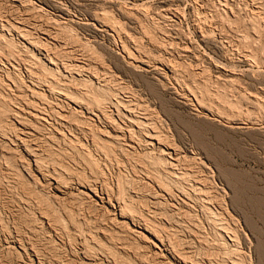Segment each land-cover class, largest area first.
<instances>
[{"label":"rangeland","instance_id":"1","mask_svg":"<svg viewBox=\"0 0 264 264\" xmlns=\"http://www.w3.org/2000/svg\"><path fill=\"white\" fill-rule=\"evenodd\" d=\"M263 17L264 0H0V264H264ZM8 23H34L27 39L42 48L5 30ZM18 106L42 112L45 125L19 120ZM127 115L147 116L150 126L131 127ZM155 131L166 144L148 145ZM17 135L35 141L43 172L71 183L65 202L55 200ZM157 160L170 163V173ZM78 181L128 204L138 226L154 228L166 248L131 235L132 223H112L119 210L92 204ZM41 208L55 215L54 230L40 223Z\"/></svg>","mask_w":264,"mask_h":264},{"label":"bare ground","instance_id":"2","mask_svg":"<svg viewBox=\"0 0 264 264\" xmlns=\"http://www.w3.org/2000/svg\"><path fill=\"white\" fill-rule=\"evenodd\" d=\"M17 1V0H16ZM18 2H20V1H18ZM23 4V3H22ZM24 5V4H23ZM258 12V11H257ZM147 13V12H146ZM108 18V17H107ZM264 18V17H263ZM30 20V19H29ZM28 20H26V22H27ZM31 21V20H30ZM23 22V21H22ZM52 22V21H51ZM17 23V22H16ZM31 23V22H30ZM263 23V22H262ZM19 24H20V22H19ZM22 24V23H21ZM34 24V23H33ZM33 24H32V26H33ZM23 25V24H22ZM20 26V25H14V24H10V23H8V26L10 27H8L7 29H5V28H3V29H5V30H7L8 31V29H11L10 31H14V32H16L23 40H25L34 50H36V51H39L40 50V48H42V47H40L39 45H38V43L34 40V39H27L28 37L27 36H29V38L31 37V32H29V28L30 27H32V26H27L26 24L25 25H23V26ZM58 25V24H57ZM106 26V25H105ZM35 27V26H34ZM37 28V27H36ZM111 28V27H110ZM27 33H28V35H27ZM43 34H45V35H49V37H50V32H49V30H47V29H44L43 30V32H42ZM125 33V32H124ZM54 35V33L52 34V36ZM31 38H33V37H31ZM51 38V37H50ZM52 38H54L55 39V37H52ZM57 38V37H56ZM47 39V38H46ZM53 39V40H54ZM58 39V38H57ZM123 39V38H122ZM0 40L2 41V39L0 38ZM56 40V39H55ZM0 41V42H1ZM58 41V40H57ZM64 41V40H63ZM3 43V42H2ZM49 43V42H48ZM79 43V42H78ZM1 44V43H0ZM4 44V43H3ZM2 44V45H3ZM74 44H77V43H74ZM75 46V45H74ZM77 46H80V45H77ZM124 46V45H123ZM5 47V46H4ZM43 47L45 48V46L43 45ZM6 49H7V46H6ZM9 49V48H8ZM7 49V50H8ZM124 49H125V51H126V53H128V57H130L131 59H133V60H135V62L137 61V63L138 62H146L145 60H144V58H143V56L141 55V56H136V55H134L133 53H132V51H129V50H126V48H125V46H124ZM3 50V49H2ZM43 50H47V47H46V49H42V51ZM48 50H50L49 48H48ZM0 51H1V48H0ZM5 51V50H4ZM4 51H2V52H4ZM41 51V52H42ZM124 51V52H125ZM47 52V51H46ZM49 52H52L51 50L49 51ZM48 52V53H49ZM6 53V52H5ZM47 53V54H48ZM4 54V53H3ZM7 54V53H6ZM12 53H10V55H11ZM50 54V53H49ZM1 55V54H0ZM8 55H9V53H8ZM17 55V54H16ZM19 55V54H18ZM14 56V55H13ZM47 56V55H46ZM55 56V55H54ZM16 57V56H15ZM49 57H52V56H49ZM56 57V56H55ZM135 57V58H134ZM245 57H246V55H245ZM248 58H249V56H247ZM5 58V57H4ZM6 58H8V57H6ZM13 58V57H12ZM9 59V58H8ZM250 59V58H249ZM248 59V60H249ZM79 60V59H78ZM8 61V60H7ZM53 59L52 58H50L49 59V63L52 65V64H54L53 62ZM84 61V60H83ZM163 61V60H162ZM32 62V61H31ZM54 62H55V60H54ZM134 62V63H135ZM12 63V62H11ZM27 63V62H26ZM133 63V62H132ZM33 65V64H32ZM31 65V66H32ZM58 65V64H57ZM57 65H55V66H57ZM135 65V64H134ZM12 66H13V64H12ZM29 66H30V64H29ZM54 66V65H53ZM173 66V65H172ZM171 66V67H172ZM258 66V65H257ZM58 67V66H57ZM77 67H80V66H77ZM106 67V66H105ZM137 67V66H136ZM140 67V66H139ZM171 67L169 66L168 67V69H169V71L171 72V73H173L172 72V69H171ZM28 68V67H27ZM31 68V67H30ZM33 68V67H32ZM67 68V67H66ZM175 68V67H174ZM35 69V68H34ZM74 69V68H73ZM80 69V68H79ZM141 69V68H140ZM30 70V69H29ZM78 70V69H77ZM175 70H176V68H175ZM1 71V70H0ZM31 71V70H30ZM29 71V72H30ZM89 71V70H88ZM33 73L35 72V71H32ZM41 72V71H40ZM69 72V71H68ZM75 72V71H74ZM33 73H31L30 72V75H32ZM36 73V72H35ZM34 73V74H35ZM38 73V72H37ZM174 74H176V73H174ZM7 75V74H6ZM29 75V74H28ZM39 75V76H38ZM41 75H43V74H41ZM64 75V74H63ZM173 75V74H172ZM33 76H35V75H33ZM37 76L38 77H42V76H40V74H37ZM36 76V77H37ZM44 77H45V75H43ZM7 77L8 78H10V76L9 75H7ZM37 77V78H38ZM7 78V79H8ZM30 78H32V77H30ZM46 78H47V75H46ZM46 78H45V80H46ZM49 78V77H48ZM34 79V78H33ZM42 79V78H41ZM50 79V78H49ZM9 80V79H8ZM38 80V79H37ZM40 80V79H39ZM51 80V79H50ZM10 81H12L13 82V80L11 79ZM42 81V80H41ZM44 81V80H43ZM48 80H46L45 82H47ZM56 81V80H55ZM2 82V81H1ZM8 82V81H7ZM17 82V81H16ZM30 82V81H29ZM49 82V81H48ZM3 83V82H2ZM6 83V82H5ZM14 83H15V80H14ZM35 83H37V82H35ZM34 83V84H35ZM42 83V82H41ZM51 83V86L53 85L52 83H53V81L52 82H50ZM88 83V82H87ZM16 84V83H15ZM31 84H33V82H31ZM45 84V83H44ZM59 84V83H58ZM6 85V84H5ZM38 85V84H37ZM40 85V84H39ZM42 85V84H41ZM1 86H2V84H1ZM6 86H9V85H6ZM43 86V85H42ZM45 86V85H44ZM43 86V87H44ZM42 87V88H43ZM32 88V87H31ZM40 88V87H39ZM107 88V87H106ZM106 88H103L102 90L104 91V92H107L108 90L106 89ZM2 89V88H1ZM4 89H5V87H4ZM12 89V88H11ZM51 89V88H50ZM54 89V88H53ZM97 89V88H96ZM40 90H42V89H40ZM33 91V90H32ZM59 91V90H58ZM63 91V90H62ZM66 91V90H65ZM34 92H36L35 90H34ZM46 93V92H45ZM54 93H55V89H54ZM108 93V92H107ZM2 94V93H1ZM36 94V93H35ZM37 94H39L38 92H37ZM42 94H43V92H42ZM61 94V93H60ZM63 94H65V93H63ZM67 94V93H66ZM58 95V94H57ZM68 95H71V94H67V95H64V96H66V98L70 101V102H73L75 105H77L78 107H81L82 109L83 108H86V103L84 102V100H80V99H76V98H74V97H70V96H68ZM111 95V94H110ZM38 96H41L40 94L38 95ZM60 96V95H59ZM0 97H1V95H0ZM4 97V96H3ZM20 98H21V95L19 96ZM34 97H36V98H38L37 96H34ZM57 97V96H56ZM113 97V96H112ZM196 97V96H195ZM19 98V99H20ZM61 98H63V97H61ZM17 99V98H16ZM82 99H85V100H87V101H89V102H91V103H93L94 105H95V107H97V110L100 108L99 106V103L100 102H97V101H95V100H92L90 97H88L87 95H86V97L84 96V97H82ZM191 99V98H190ZM189 99V100H190ZM197 99V98H196ZM23 100V99H22ZM60 100V99H59ZM0 101H2V99L0 100ZM4 101H6V100H4ZM17 101H19V100H17ZM16 101V102H17ZM39 101H40V99H39ZM120 101V100H119ZM193 101V100H192ZM196 101H198V103H200V101L197 99ZM22 102V101H21ZM24 102V101H23ZM118 104H119V102L118 101H116ZM259 102V101H258ZM257 102V103H258ZM14 103V102H13ZM18 103V102H17ZM29 103H31V102H29ZM40 103V102H39ZM38 103V105H40ZM121 103V102H120ZM256 103V102H255ZM0 104H2L1 102H0ZM19 104H20V102H19ZM22 104V103H21ZM20 104V105H21ZM26 104V103H25ZM36 104V103H35ZM34 104V102H33V104H31L32 106H34L35 105ZM43 104V103H42ZM44 104H46V103H44ZM118 104H116V106L118 105ZM121 104H125L124 106H126V103H121ZM201 104V103H200ZM199 104V105H200ZM203 104V103H202ZM260 104V103H259ZM28 105V104H27ZM37 105V104H36ZM35 105V106H36ZM48 105V104H47ZM91 105V104H90ZM131 105V104H130ZM16 106V105H15ZM22 106V105H21ZM21 106H18V109L16 110H14V112H13V114L16 116V117H18L19 118V120H22L21 119V115H23V117H24V115H27V116H29V118L31 117V118H33V119H40V122H41V119L42 120H44L45 118H43V116L41 115L42 114V112H41V109H39L40 110V112H41V114L40 113H37V112H33L32 110H25V109H23V108H21ZM34 106V107H35ZM124 106H122L123 108H124ZM2 107V106H1ZM33 107V108H34ZM38 107V106H37ZM120 107V106H119ZM127 107V106H126ZM125 107V108H126ZM212 107V106H211ZM19 108H21V109H19ZM32 108V107H31ZM36 108V107H35ZM34 108V109H35ZM54 108V107H53ZM88 108V107H87ZM86 108V109H87ZM118 108V107H117ZM124 108V109H125ZM127 108H129V107H127ZM126 108V109H127ZM37 109V108H36ZM43 109V108H42ZM46 109H47V107H46ZM121 109V108H120ZM119 108H118V110H120ZM135 109V108H134ZM0 110H1V108H0ZM38 110V109H37ZM96 110V109H95ZM96 110V111H97ZM101 110V109H100ZM122 110V109H121ZM133 110V109H132ZM131 109H130V111H132ZM2 111V110H1ZM123 111V110H122ZM127 111V110H126ZM44 112V111H43ZM54 112V111H53ZM93 112H94V110H93ZM102 112V111H101ZM133 112V111H132ZM131 112V113H132ZM5 113V112H4ZM50 113V112H49ZM103 113V112H102ZM1 114V113H0ZM6 114V113H5ZM45 114H47V113H45ZM97 114V113H96ZM95 114V115H96ZM2 115L3 114H1L0 115V117H2ZM48 115V114H47ZM59 115V117H62V116H60V113L58 114ZM61 115H62V113H61ZM98 115V114H97ZM103 115V114H102ZM134 115H136V114H134ZM146 115V114H145ZM148 115V114H147ZM220 115V114H219ZM52 116V115H51ZM128 116V115H127ZM137 117H138V115H136ZM135 116V117H136ZM55 117V116H54ZM66 117V116H65ZM65 117H64V119H65ZM130 119H129V118ZM128 117H126V118H128L129 119V123H130V126L131 127H137V128H139V130L140 131H142V130H144V129H146V128H144V126L143 125H145V122L147 123V122H149L148 121V119H149V117L148 118H146V117H142V119L143 120H139L138 118L137 119H134V118H132L131 116H128ZM246 117V116H245ZM4 118V117H3ZM17 118V119H18ZM48 118V117H47ZM51 118V117H50ZM53 118V117H52ZM57 118V117H56ZM69 118V117H68ZM67 118V119H68ZM32 119V120H33ZM49 119V118H48ZM48 119H46V120H48ZM58 119V118H57ZM62 119V118H61ZM25 120H26V124H28V122H27V118H25ZM30 120V119H29ZM35 120V121H36ZM52 120V119H51ZM54 120V119H53ZM63 120V119H62ZM17 122H18V120H16ZM69 121H70V119H69ZM68 121V122H69ZM115 121V120H114ZM24 122V121H23ZM23 122H22V124H23ZM49 123H50V121H48ZM81 122V121H80ZM30 123V122H29ZM32 123V122H31ZM58 123H59V119H58ZM73 124H75L74 122H72ZM20 124V123H19ZM25 124V123H24ZM23 124V125H24ZM34 124V123H33ZM40 124H42V122L40 123ZM70 124V123H69ZM111 124V123H110ZM150 124V123H149ZM147 125V126H150V125ZM3 125V124H2ZM29 125V124H28ZM31 125V124H30ZM38 125V124H37ZM42 125H45V124H42ZM61 125V124H60ZM146 125H145V127H146ZM34 126H36L35 124H34ZM65 126V125H64ZM63 126V127H64ZM71 126H73V125H71ZM142 126H143V128H142ZM30 127V126H29ZM32 127H33V125H32ZM39 127V126H38ZM62 127V126H61ZM123 127V126H122ZM152 127V126H151ZM150 127V128H151ZM0 128H1V124H0ZM27 128V127H26ZM37 128V127H36ZM67 128H68V126H67ZM114 128V127H113ZM141 128H142V130H141ZM30 129V128H29ZM34 129V128H33ZM72 129H73V127H72ZM148 129V128H147ZM21 130V129H20ZM37 130V129H36ZM114 130H115V132H116V129L114 128ZM1 131L3 132V130L1 129ZM22 131V130H21ZM20 131V132H21ZM139 131V132H140ZM146 131V130H145ZM150 131V130H149ZM154 131V130H153ZM18 132H19V130H18ZM90 132V131H89ZM4 133V132H3ZM22 133V132H21ZM23 133H25V132H23ZM29 133V132H28ZM32 133V132H31ZM34 133V132H33ZM37 133V132H36ZM49 133V132H48ZM92 133H93V130H92ZM98 133V132H97ZM103 133V132H102ZM105 133V132H104ZM103 133V134H104ZM119 133V132H118ZM146 132H144V134H145ZM15 135H16V133H14ZM63 134V133H62ZM102 134V135H103ZM117 134V133H116ZM143 134V135H144ZM4 135V134H3ZM23 135V134H22ZM25 136H26V134H24ZM32 135V134H31ZM34 135V134H33ZM107 135V134H106ZM109 135V134H108ZM107 135V136H108ZM0 136H1V134H0ZM34 136H36V134L34 135ZM105 136V135H104ZM109 136H112V134L111 135H109ZM147 136V135H146ZM4 137H5V135H4ZM3 137V138H4ZM6 137H7V135H6ZM16 137V136H15ZM33 137V136H32ZM113 137V136H112ZM120 137V136H119ZM108 138H110V137H108ZM113 138H115V137H113ZM117 138H118V136H117ZM122 138V137H121ZM148 140H147V143H148V145H152V146H154L155 144H159V145H161L163 142H161L162 141V137L160 136V134L158 135L157 134V132L155 131L154 133H150L149 132V136H148ZM6 139V138H5ZM8 139L10 140V138L8 137ZM12 139V138H11ZM15 139V138H14ZM80 139V138H79ZM97 139V138H96ZM2 140V139H1ZM13 140V139H12ZM12 140H10V141H12ZM28 139H25L24 138V136H19V135H17V137H16V142L20 145V146H22L23 148H24V150H25V152L31 157V160L33 159L34 160V163H35V166H36V171L37 172H39L41 175H42V177L46 180V181H48V183H49V185H51V188L53 187V191L55 192V194L53 195V196H55L54 198H55V200H62V201H64L65 199H66V196L68 195L67 193V188H69V186H68V184L70 183H68V182H66L63 178H61L59 175H57L56 173H50L49 171V173H45V171L43 172V170L45 169L44 167V169H42V165H41V163H40V161L39 160H41V159H38V156H40V155H38L37 156V151H38V149L36 150V149H34L33 147H32V145H34V143H35V141H34V143H32V145L30 144L29 145V141H27ZM34 140V139H33ZM14 141V140H13ZM16 142H14L15 143V145H16ZM105 142V141H104ZM108 142V141H107ZM13 143V144H14ZM37 144V143H36ZM39 144V143H38ZM163 144H166V143H163ZM175 144V143H174ZM173 144V145H174ZM14 145V146H15ZM18 145V146H19ZM42 145V144H41ZM104 146H106L105 144H103ZM108 145H110V143H108ZM172 145V144H171ZM99 146V145H98ZM129 146H133V145H131V144H129ZM36 147V146H35ZM39 147H41V146H39ZM109 147V146H108ZM107 148V147H106ZM110 148V147H109ZM130 148V147H129ZM105 149V148H104ZM155 149V148H154ZM168 153L169 154H171L172 155V151L174 152V149L172 148V146H170L169 148H168ZM164 152V151H163ZM166 153L167 152H165V155H166ZM168 153H167V155H168ZM39 154V153H38ZM172 157V156H171ZM172 159V158H171ZM174 160H175V158H174ZM44 161V160H43ZM42 161V162H43ZM162 161V160H161ZM175 161H178V159L177 160H175ZM165 162H167V161H165ZM168 162H170V161H168ZM167 162V163H168ZM173 162V161H172ZM163 163L164 162H162V164H161V162H160V160H157V161H154V164H156L157 165V167L159 166V168L161 167V165H163ZM95 164V163H94ZM152 164H153V161H152ZM159 164V165H158ZM165 164V163H164ZM169 164L170 163H168L167 165L169 166ZM44 165V164H43ZM155 165V166H156ZM166 164H165V166L163 165V167H161V168H163L162 170H161V172H165V173H168L169 171H168V169L170 168V166H169V168H168V166H167ZM174 165H175V162H174ZM177 165V164H176ZM9 166V165H8ZM141 166V165H140ZM173 165H171V168H173L172 167ZM189 166V165H188ZM95 167V166H94ZM165 167V168H164ZM176 167V166H175ZM99 168V167H98ZM195 168V167H194ZM46 170V169H45ZM185 170V169H184ZM156 171H157V168H156ZM186 171V170H185ZM197 171V170H196ZM6 173V172H5ZM158 173V172H157ZM170 173V172H169ZM172 173V172H171ZM186 173V172H185ZM176 174V173H175ZM175 174H170V175H175ZM183 174V173H182ZM177 175V174H176ZM181 175V174H180ZM187 175V174H186ZM137 176V175H136ZM148 176V175H147ZM150 176V175H149ZM178 176V175H177ZM184 176V175H183ZM194 176V175H193ZM166 177V176H165ZM182 177V176H181ZM191 177V176H190ZM195 177V176H194ZM177 178V177H176ZM178 178H179V176H178ZM185 178H186V176H185ZM158 179V178H157ZM166 179V178H165ZM179 179H181V178H179ZM179 179H177V182H178V180ZM187 179V178H186ZM77 180H79V178L77 179ZM120 180V179H119ZM173 180V179H172ZM184 180V179H183ZM197 180V179H196ZM89 181V180H88ZM91 181V180H90ZM158 181V180H157ZM175 181V180H174ZM173 181V182H174ZM185 181H187V180H185ZM184 181V182H185ZM181 182V181H180ZM204 182V181H203ZM179 183V182H178ZM71 184V183H70ZM159 184V183H158ZM162 184V183H161ZM183 184V183H182ZM200 185H204V184H202V183H200ZM78 186L80 187V188H82V189H78L79 190V194L81 195V196H83V197H85V199L86 198H88V199H90L91 201V203L93 204V203H96V204H105V203H107V204H111V206L113 207V209H115V211H116V213H117V211L119 210V212L117 213V214H115V216L116 217H118V219H111V222L113 223H115L116 225H118L119 227H124V225L125 224H127V223H132L133 224V226L135 227L134 229L135 230H133L132 232H131V235H134V236H136V237H138L139 239H141L142 241H145L148 245H149V248H160V250H161V247H162V245L165 247V241H162V239H161V237L159 236V233L157 234V232L155 231V229L154 228H152L151 226L149 227L148 225H145V226H143V227H140V226H138L139 224H137V221H136V219L134 218V216L133 215H131L130 214V212H129V205L127 204L126 205V203H123V202H121L119 199H117V201H116V203L114 204V203H112V200H113V198H112V200H110L109 198H106L105 196H104V193H102V192H98V189H97V187L94 185H91V184H89V183H85V182H81V181H78ZM120 186V185H119ZM161 186V185H160ZM159 186V187H160ZM165 186V185H164ZM164 186L162 185V189L165 191V189H164ZM199 186V185H198ZM206 186V185H205ZM160 188V189H161ZM203 188V187H202ZM196 189V188H195ZM204 189V188H203ZM190 190V189H189ZM93 194H90V192ZM147 191V190H146ZM192 191V190H191ZM193 191H195V190H193ZM197 191H198V194H202V195H204V193H201V192H203L202 191V189L200 188V186L199 187H197ZM207 191V190H206ZM166 192V191H165ZM196 192V191H195ZM113 193V192H112ZM167 193V192H166ZM189 193H191V192H189ZM194 193V192H193ZM168 194H169V192H168ZM172 194V193H171ZM187 194V193H186ZM190 195V194H189ZM206 195V194H205ZM190 197H191V195H190ZM196 197V196H195ZM186 198H188V197H186ZM192 198V197H191ZM199 198V197H198ZM212 198V197H211ZM210 199V198H209ZM28 200V199H27ZM196 199H194V201H195ZM204 200H205V198H204ZM61 201V202H62ZM198 201H199V199H198ZM197 201V202H198ZM65 202V201H64ZM90 202H88V203H90ZM185 202V201H184ZM207 202V201H206ZM90 203V204H91ZM187 203V202H186ZM212 203V202H211ZM196 204V203H195ZM202 204H204V203H202ZM213 205V204H212ZM103 207V206H102ZM132 207V206H131ZM149 207V206H148ZM44 209H47V208H41V211H44ZM207 209V208H206ZM209 211H210V208H209ZM134 212H136V211H134ZM52 213V212H51ZM50 212H49V210L47 209L46 211H44V212H42V213H40V219H41V221L42 222H40V223H42V224H45V226L47 227L48 226V229L50 230V231H52V230H54V228H53V226L55 225H53L52 223H54L53 221L55 220L54 218V216L55 215H52ZM82 213V212H81ZM225 215V214H224ZM86 216V215H85ZM109 220V219H108ZM220 220H222V219H220ZM38 221V220H37ZM57 222V221H56ZM55 222V223H56ZM219 222H221V221H219ZM60 223V222H59ZM223 223V222H222ZM222 223H220V224H222ZM185 224V223H184ZM56 225H57V223H56ZM59 225V224H58ZM128 225V224H127ZM157 225V224H156ZM44 226V227H45ZM60 226H61V224H60ZM126 226V225H125ZM223 226H224V224H223ZM57 227V226H56ZM63 227V226H62ZM225 227V226H224ZM231 227V226H230ZM130 228V227H129ZM221 228H223V227H221ZM226 228V227H225ZM59 229H60V227H59ZM59 229H58V231H57V229L55 230V231H57V232H59ZM123 229V228H122ZM230 229V228H229ZM36 230V229H35ZM42 230H44L43 228H42ZM46 230V229H45ZM49 230H48V232H49ZM65 230V229H64ZM114 230V229H113ZM227 230V229H226ZM61 231V230H60ZM123 231V230H122ZM236 231V230H235ZM11 232V231H10ZM47 232V233H48ZM65 232V231H64ZM223 232H224V229H223ZM226 232V231H225ZM233 232V231H232ZM61 233H63L62 231H61ZM226 233H228V232H226ZM36 234V233H35ZM53 234V233H52ZM60 234V233H59ZM233 234V233H232ZM235 234V233H234ZM233 234V235H234ZM49 235H51L50 233H49ZM147 235H150L151 237V239L152 240H149V241H147L146 239V236ZM222 236V235H221ZM228 236H229V234H228ZM238 236V235H237ZM21 237V236H20ZM148 237V236H147ZM52 238V237H51ZM93 238V237H92ZM163 238V237H162ZM13 239V238H12ZM224 239V238H223ZM231 239H233V238H231ZM23 240V239H22ZM22 240L21 239H19V238H16L15 240H13V244L15 245H17L18 243L19 244H21V246H22ZM31 240V239H30ZM52 240V239H51ZM93 241L95 240V238L94 239H92ZM97 240V239H96ZM219 240V239H218ZM232 241V240H231ZM235 242H236V239L234 240ZM87 242V241H86ZM29 243V242H28ZM32 244V243H31ZM97 244V243H96ZM23 245H25V243L23 244ZM103 245V244H102ZM147 245V246H148ZM173 245V244H172ZM223 245H224V243H223ZM222 245V246H223ZM34 246V248H35V245H33ZM84 246V245H83ZM87 246V245H86ZM230 246V245H229ZM25 247V246H24ZM24 247H21L22 249H24ZM95 247V246H94ZM225 247H227V245L225 246ZM27 248V247H26ZM36 248H37V246H36ZM148 248V247H147ZM166 248V247H165ZM223 248V247H222ZM87 249H89L88 248V246H87ZM29 250H30V248H29ZM28 251V248H27V250H25V252H27ZM37 250H35L34 251V253L36 252ZM152 251V250H151ZM30 252V251H29ZM39 252V251H38ZM89 252V251H88ZM157 252V255H158V251H156ZM40 253V252H39ZM56 254V253H55ZM160 254V253H159ZM162 254V253H161ZM229 254V253H228ZM231 254V253H230ZM27 255H29V253L27 254ZM40 255H41V253H40ZM49 255H50V253H49ZM51 255H53V254H51ZM48 256V257H52V256ZM74 255V254H73ZM233 255V254H232ZM30 256H31V254H30ZM37 256V255H36ZM39 256V255H38ZM37 256V257H38ZM42 256V255H41ZM40 256V257H41ZM55 256V255H54ZM60 256V255H59ZM59 256H57V257H59ZM154 256V255H153ZM156 256V255H155ZM160 256V255H159ZM164 255L162 254V257H163ZM231 256V255H230ZM229 256V257H230ZM229 257H228V259H229ZM53 258V257H52ZM61 258V261H62V259H63V257H59L58 259H60ZM155 258H157V257H155ZM180 258V257H179ZM238 258V257H237ZM39 259V258H38ZM41 260H43L42 259V257L40 258ZM46 259V258H45ZM44 259V260H45ZM183 259V258H182ZM225 259V258H224ZM46 260H48V259H46ZM52 260H54V259H52ZM55 260H56V258H55ZM65 260V259H64ZM63 260V261H64ZM166 260V259H165ZM229 260H231V257H230V259ZM32 261V260H31ZM51 261V260H50ZM49 260H48V262H50ZM59 261V260H58ZM60 261V262H61ZM156 261H157V259H156ZM226 261V260H225ZM233 261V260H232ZM237 261V260H236ZM42 262V261H41ZM55 262V261H54ZM68 262V261H67ZM198 262V261H197ZM231 262V261H230ZM59 263V262H58ZM66 263V262H65ZM64 263V264H65ZM69 263V262H68ZM159 263H160V260H159ZM162 263V262H161ZM197 264L195 261H188V260H186L185 261V259L184 260H181L180 262H179V264ZM232 263V262H231ZM233 263L235 264V263H237V262H234L233 261ZM232 263V264H233ZM60 264V263H59ZM67 264V263H66ZM69 264H71V263H69ZM166 264H167V262H166ZM169 264V263H168Z\"/></svg>","mask_w":264,"mask_h":264}]
</instances>
